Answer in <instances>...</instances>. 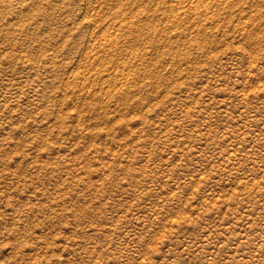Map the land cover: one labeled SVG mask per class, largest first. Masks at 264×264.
Returning <instances> with one entry per match:
<instances>
[{
	"label": "rangeland",
	"instance_id": "374dc122",
	"mask_svg": "<svg viewBox=\"0 0 264 264\" xmlns=\"http://www.w3.org/2000/svg\"><path fill=\"white\" fill-rule=\"evenodd\" d=\"M0 264H264V0H0Z\"/></svg>",
	"mask_w": 264,
	"mask_h": 264
}]
</instances>
